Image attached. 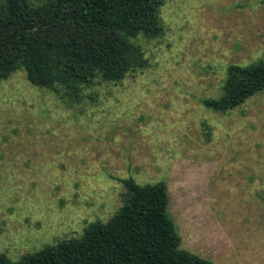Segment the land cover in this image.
<instances>
[{"label":"rangeland","instance_id":"374dc122","mask_svg":"<svg viewBox=\"0 0 264 264\" xmlns=\"http://www.w3.org/2000/svg\"><path fill=\"white\" fill-rule=\"evenodd\" d=\"M159 23L137 40L144 68L77 98L23 69L0 81V256L19 262L109 222L131 179L166 186L182 249L264 264V90L229 111L204 105L229 66L264 62V0H163Z\"/></svg>","mask_w":264,"mask_h":264},{"label":"trees","instance_id":"16d2710c","mask_svg":"<svg viewBox=\"0 0 264 264\" xmlns=\"http://www.w3.org/2000/svg\"><path fill=\"white\" fill-rule=\"evenodd\" d=\"M163 0H51L34 9L26 0H0V81L23 69L36 87L78 97L95 79L118 82L145 67L137 40L160 33ZM264 90V62L229 66L216 112L232 110ZM123 205L107 223L87 226L63 241L0 264H212L182 249L168 214L166 186L122 181Z\"/></svg>","mask_w":264,"mask_h":264}]
</instances>
